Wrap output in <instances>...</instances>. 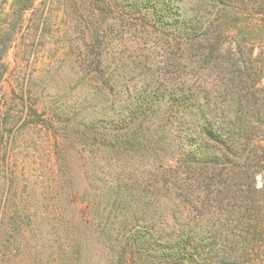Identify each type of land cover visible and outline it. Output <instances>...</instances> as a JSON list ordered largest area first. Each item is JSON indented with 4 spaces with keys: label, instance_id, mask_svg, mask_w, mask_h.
<instances>
[{
    "label": "trees",
    "instance_id": "trees-1",
    "mask_svg": "<svg viewBox=\"0 0 264 264\" xmlns=\"http://www.w3.org/2000/svg\"><path fill=\"white\" fill-rule=\"evenodd\" d=\"M7 1L0 2V26L6 25L0 31V98L6 73L3 57L16 28L27 23L26 30L41 29L43 35L54 2L44 0L37 7L33 0H10L5 12ZM99 3L102 14L117 10L122 44L126 43L123 33L138 37L139 42L161 40L167 47L165 67L170 74H181L174 88L165 91L146 83L151 91L144 89L115 116L82 122L71 130L99 153L112 156L110 174L115 176L105 187L102 202L87 204L85 220L88 231L108 252L107 264H260L264 184L258 187L257 177L264 173V87L259 86L260 77L253 80L242 71L235 48L221 102H208L199 94L193 68L201 38L208 43L210 61L221 68L223 61L213 53L219 55L222 39L229 35L225 26L231 18L246 14L264 18V0H197L190 10L185 0ZM200 18L205 24L202 32ZM96 37L90 51L95 55L93 71L112 91L111 82L104 79L110 52L102 51L104 40ZM41 115L44 110L38 114L31 106L12 123L6 115L0 124L5 127L1 141L7 146L20 119H41ZM70 115L75 114L61 112L56 118L64 124L72 119ZM156 125L165 128L159 139L153 130ZM161 140L162 149L176 154L170 164L151 168L141 181L126 176L135 155L155 150L150 145ZM160 196L168 213L165 228L157 230L155 217L162 213V205L153 198Z\"/></svg>",
    "mask_w": 264,
    "mask_h": 264
},
{
    "label": "rangeland",
    "instance_id": "rangeland-1",
    "mask_svg": "<svg viewBox=\"0 0 264 264\" xmlns=\"http://www.w3.org/2000/svg\"><path fill=\"white\" fill-rule=\"evenodd\" d=\"M33 1L38 7L44 0ZM99 1L54 0L50 25L43 35L41 29L26 30L25 23L16 28L4 54L0 124L6 115L9 123L17 120L30 106L38 114L44 110L45 115L20 119L7 146L0 137V264L108 263V252L88 231L85 220L87 204L102 202V193L115 176V172L110 174L112 156L99 153L71 130L82 122L115 116L144 89L151 91L146 83L167 91L180 81L181 74H170L165 67L167 47L161 40L139 42L138 37L123 33L126 43L122 44L117 10L102 14ZM185 1L190 10L197 0ZM25 17L27 20L30 12ZM212 18L211 13L209 20ZM200 20L202 32L205 24ZM5 27L1 25L0 31ZM225 29L229 35L222 39L219 55L213 53L223 61L222 67L210 61L208 43L201 38L193 68L195 89L211 103L222 101L233 48L242 71L249 72L253 80L260 77L259 86L264 87V18L251 14L233 17ZM96 36L104 40L102 51L110 52L104 79H109L112 91L93 71L95 55L90 51ZM61 112L75 115L63 124L56 118ZM46 118L49 122L42 123ZM4 129L0 125V136ZM153 130L158 139L163 137L164 126L156 125ZM162 145L163 140L150 145L155 150L136 154L126 176L141 181L151 168L169 165L176 154ZM262 184L264 173L257 177V186ZM155 199L158 201L153 202L162 205V213L155 217L160 230L165 228L168 212L164 213L163 197ZM262 256L260 264H264V253Z\"/></svg>",
    "mask_w": 264,
    "mask_h": 264
}]
</instances>
